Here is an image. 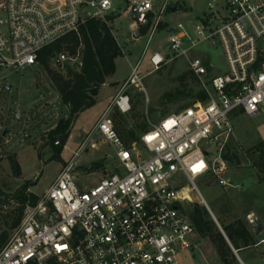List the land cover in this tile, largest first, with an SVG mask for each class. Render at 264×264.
I'll return each instance as SVG.
<instances>
[{"label": "built area", "instance_id": "1", "mask_svg": "<svg viewBox=\"0 0 264 264\" xmlns=\"http://www.w3.org/2000/svg\"><path fill=\"white\" fill-rule=\"evenodd\" d=\"M130 1L134 31L143 26L148 42L156 31L168 35L166 51L150 55V71L183 57L207 100L162 113L157 123L146 111L149 129L139 140L125 141L111 113L130 111L128 89L143 78L134 67L76 158L43 192L35 193L32 185L0 187V264H182L186 253L199 250L184 207L192 192L206 204L195 181L206 178L230 188L231 167L243 166L233 117L264 115V0H213L194 23H171L179 10L172 0ZM112 11L110 0H0V72L39 65L44 47L78 33L89 19L106 21ZM202 43L221 48L223 73L196 51ZM77 56L60 53L51 64L78 62ZM10 136L0 119V159ZM98 139L112 149L114 165L86 187L77 181V158L86 146L98 150ZM233 151L237 157L230 161ZM245 219L252 226L256 217L248 212Z\"/></svg>", "mask_w": 264, "mask_h": 264}, {"label": "rangeland", "instance_id": "2", "mask_svg": "<svg viewBox=\"0 0 264 264\" xmlns=\"http://www.w3.org/2000/svg\"><path fill=\"white\" fill-rule=\"evenodd\" d=\"M116 17L113 20V31L123 54L115 59V71L106 79L95 97V104L79 112L72 122L67 141L59 153V158H52V144L48 139V132L54 128L58 120L67 117V108L60 101L59 95L51 83L48 74L40 65L27 67L18 72L10 70L0 72V119L4 127L11 130V140L3 150L4 157L0 159V187L5 191H12L24 182L32 184L35 193L43 192L55 179L61 167L68 161L75 159V152L82 141L99 119L102 112L111 104V99L119 90L124 80L133 73V68L139 76L143 77L138 86L128 89L131 105L137 103L136 110L148 111L162 102V95L168 92L184 90L185 92L197 91L198 83L188 75L184 81L179 76L188 72L186 60L181 57L164 65L159 70L151 72L150 55L155 51H166L167 33L156 31L149 42V33L144 32L134 39L131 30H128L132 19L127 14V6L131 1L110 0ZM178 4V14L172 17L171 23L181 21L194 23L197 16L213 0H172ZM219 1V0H216ZM196 51L205 52L217 72L226 70L225 59L221 48L211 43L200 44ZM199 56H202L200 53ZM53 67V66H52ZM4 75L3 79L1 76ZM9 86L10 90L6 87ZM193 104V98L182 97L178 101L164 103L162 113L179 111L181 105ZM190 104V105H191ZM21 110V120H15L16 108ZM162 108V107H161ZM116 111V109H113ZM153 112V111H152ZM124 124L130 127L132 111L125 113ZM233 125L237 141L241 143L237 153L243 166L230 169L233 186L223 188L211 179L199 178L195 184L203 197L209 210L216 212L223 199H229L239 211H246L252 205L257 208L260 199H263L264 186L256 188L264 178V173L258 170L255 164V152L249 153L260 140L264 143V115L255 119L248 118L240 113L233 117ZM59 139H56L58 142ZM98 150L88 146L77 158V181L90 187L109 170L112 171L114 159L112 149L97 140ZM8 149V150H7ZM9 154H14L20 166L21 174L14 176L7 159ZM104 160V165L93 171H85L94 161ZM254 162V166H253ZM83 176V177H81ZM186 184V183H185ZM238 187L235 188L234 186ZM192 201L185 202L184 207L189 211L193 203H199L200 198L196 192L189 193ZM254 198V201H250ZM252 202V204H249ZM258 207H262L258 205ZM256 210V209H255ZM264 210V209H263ZM211 211V212H212ZM260 211V209H258ZM212 212V213H213ZM261 212V211H260ZM214 215V214H213ZM199 251H205L207 242L200 240ZM245 264H262L260 259H254V254H243ZM189 258H181L182 264H187Z\"/></svg>", "mask_w": 264, "mask_h": 264}, {"label": "trees", "instance_id": "3", "mask_svg": "<svg viewBox=\"0 0 264 264\" xmlns=\"http://www.w3.org/2000/svg\"><path fill=\"white\" fill-rule=\"evenodd\" d=\"M115 17V14H110L106 21L99 18L89 19L78 33H68L39 52V65L48 74L60 101L67 108V117L60 118L57 125L47 134L53 146L51 149L52 158H59V153L69 136L72 122L79 112L95 104V97L100 88L115 71L116 57L123 54L113 31L112 22ZM64 52L73 57L78 55V62L64 63L60 68L52 65L51 59ZM188 75L197 82V79L189 72L180 75L179 79L184 81ZM182 97H191L193 102L207 100L206 92L200 88L194 92L177 90L174 93L163 94L160 106L163 109L164 103H174ZM190 104L181 105L179 110L188 107ZM136 105L137 103H133L130 108V111L133 112L131 115L133 124L130 127H126L122 122L126 114L117 110H113L111 113L117 133L128 142L139 140V136L149 129L145 112L135 111ZM152 111L153 108H150L147 112L151 113ZM56 139L59 141L54 145ZM254 152L255 164L258 170L264 173V143L262 141L259 140L255 146L249 149L251 155ZM236 157V153L233 151L231 156L227 158L231 161L232 158ZM7 159L12 174L19 176L21 169L15 155L9 154ZM104 162L102 159L94 161L85 171L96 170L102 167ZM261 181L264 185V178H261ZM33 183L35 182L26 181L22 187ZM20 200L23 202L25 198L21 196ZM34 200L35 197H32V201ZM246 213L247 211L239 212L229 199L224 200L223 197L218 210L213 212L218 225L213 221L204 205L193 203L191 209L187 211L199 242L200 240L207 242V248L214 251L218 264H240L237 255L243 260L241 251L251 248L259 241V236L254 234L252 226L245 219ZM17 221H19V217L15 220V222ZM209 250L207 254L205 253L207 259Z\"/></svg>", "mask_w": 264, "mask_h": 264}, {"label": "crops", "instance_id": "4", "mask_svg": "<svg viewBox=\"0 0 264 264\" xmlns=\"http://www.w3.org/2000/svg\"><path fill=\"white\" fill-rule=\"evenodd\" d=\"M127 1H130V0H127ZM132 23L133 22L130 23V25L128 27V30H131V32L133 34L134 33V29H133V24ZM117 91H116V93H117ZM116 93L114 94V96L116 95ZM113 97H112V99H113ZM261 186H264V185L263 184H259V185H257L256 188L258 189ZM262 192H263V199H264V191H262ZM250 201H254V198L251 199ZM260 201H261V203H258V205H261L262 207H258V205H257V208H256L254 206V204H252V202H249V204H252V205H250L251 207L249 209H246L247 213L248 212H253L254 216L258 220H260L261 229L257 233L255 231H253L255 235L259 236L258 237L259 241L254 246H252L251 248L243 249L241 251V254H242V258H243V254H245L247 251L251 252V254H254V259H260L262 261V264H264V260H263L264 259V210H263L264 209V201L261 200V199H260ZM258 209H260L261 212L258 211ZM208 250L209 249L207 247H206L205 251L203 250V252L202 251L200 252L199 250H195V251H193L191 253H186V255L183 258L187 257V258L190 259L187 264H218L217 261H216L215 255H214V251L209 250V257H208V259L206 258L205 253L207 254ZM237 257L239 259L240 264H245L244 258L242 260L238 255H237Z\"/></svg>", "mask_w": 264, "mask_h": 264}, {"label": "water", "instance_id": "5", "mask_svg": "<svg viewBox=\"0 0 264 264\" xmlns=\"http://www.w3.org/2000/svg\"><path fill=\"white\" fill-rule=\"evenodd\" d=\"M175 6H176V5L173 4V5H172V9H174ZM143 31H144V27H143V26L138 27V28L134 31V33L132 34L133 38H134V39L138 38V37L141 35V33H142ZM55 65H56L58 68H60L61 63H60V61H59L58 59L55 60ZM6 89H7V90H10V87L7 86ZM21 114H22V113H21L20 108L17 107V108H16V116H15V120H16L17 122H19V121L21 120ZM161 115H162V108H161V106L157 105V106L154 107L153 112L150 114V120H151L153 123H157V122L160 120ZM203 205H204L205 208L207 209V211H208L209 215L211 216V218L213 219V221L217 224V221H216V219H215L213 213L209 210V208L207 207L206 204H203ZM217 225H218V224H217ZM218 227H219V226H218ZM252 228H253V230H254L256 233L259 232V230L261 229V223H260V220H258V219L256 218V219L254 220V224L252 225ZM219 229H220V228H219Z\"/></svg>", "mask_w": 264, "mask_h": 264}, {"label": "snow or ice", "instance_id": "6", "mask_svg": "<svg viewBox=\"0 0 264 264\" xmlns=\"http://www.w3.org/2000/svg\"><path fill=\"white\" fill-rule=\"evenodd\" d=\"M106 2H107V0H106ZM194 170H196V169H194Z\"/></svg>", "mask_w": 264, "mask_h": 264}]
</instances>
